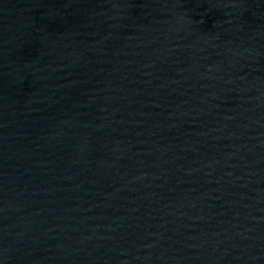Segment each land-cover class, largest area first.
I'll use <instances>...</instances> for the list:
<instances>
[{"label": "water", "instance_id": "water-1", "mask_svg": "<svg viewBox=\"0 0 264 264\" xmlns=\"http://www.w3.org/2000/svg\"><path fill=\"white\" fill-rule=\"evenodd\" d=\"M0 264H264V0H0Z\"/></svg>", "mask_w": 264, "mask_h": 264}]
</instances>
